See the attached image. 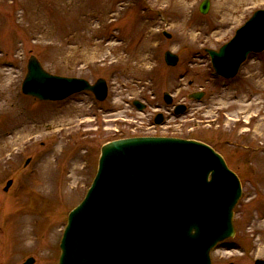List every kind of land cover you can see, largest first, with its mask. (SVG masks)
Returning <instances> with one entry per match:
<instances>
[{"label": "rangeland", "instance_id": "obj_1", "mask_svg": "<svg viewBox=\"0 0 264 264\" xmlns=\"http://www.w3.org/2000/svg\"><path fill=\"white\" fill-rule=\"evenodd\" d=\"M201 1L0 0V264H57L67 214L90 186L101 146L134 136L191 139L219 153L241 197L235 237L211 252V264L264 260V52L250 55L227 83L213 77L205 53L264 10V0H209L206 15ZM165 51L178 55L175 68L164 64ZM30 56L52 76L105 80L106 100L82 93L50 104L23 96ZM163 93L186 112L174 116ZM197 93L200 101L189 99ZM157 113L161 126L152 123ZM20 121L38 132L5 145Z\"/></svg>", "mask_w": 264, "mask_h": 264}, {"label": "water", "instance_id": "obj_2", "mask_svg": "<svg viewBox=\"0 0 264 264\" xmlns=\"http://www.w3.org/2000/svg\"><path fill=\"white\" fill-rule=\"evenodd\" d=\"M208 9L204 0L199 12ZM263 50L264 10H258L229 43L207 53L215 73L228 79L249 53ZM164 60L168 66L177 63L169 52ZM84 90L98 100L107 92L102 79L90 86L52 76L35 57L28 59L23 94L59 101ZM164 99L170 102L167 94ZM161 121L157 116L155 123ZM240 195L237 177L202 143L154 137L107 143L83 201L68 214L58 264H210V250L234 234L232 211Z\"/></svg>", "mask_w": 264, "mask_h": 264}, {"label": "bare ground", "instance_id": "obj_3", "mask_svg": "<svg viewBox=\"0 0 264 264\" xmlns=\"http://www.w3.org/2000/svg\"><path fill=\"white\" fill-rule=\"evenodd\" d=\"M21 119V118H20ZM22 120V119H21ZM24 120V119H23ZM40 123V121H36V124H39ZM27 124H29L28 122H27ZM26 123H25V121H20L18 124H16V126L14 127L15 128V131H16V133L13 135V137H12V133H11V131H9V134H10V136L12 137L10 140H9V142L10 143H6L5 145H7V144H16V145H20V144H22L23 142H25V140L27 141V139H26V134L28 133V132H38V126L36 125V126H34V127H29V125H27ZM20 125H22V126H20ZM13 129V128H12ZM29 140V139H28ZM12 149V148H11ZM47 164V163H46ZM44 165V167H43V169H45V170H48L49 168H48V166H49V163L47 164V165ZM49 171V170H48Z\"/></svg>", "mask_w": 264, "mask_h": 264}, {"label": "flooded vegetation", "instance_id": "obj_4", "mask_svg": "<svg viewBox=\"0 0 264 264\" xmlns=\"http://www.w3.org/2000/svg\"><path fill=\"white\" fill-rule=\"evenodd\" d=\"M243 255H244V254H243ZM241 257H242V256H241ZM244 257H245V256H244ZM244 259H245V258H244ZM244 259L242 258L241 261L244 260ZM230 264H231V263H230Z\"/></svg>", "mask_w": 264, "mask_h": 264}]
</instances>
